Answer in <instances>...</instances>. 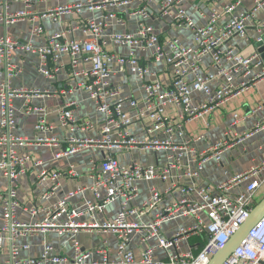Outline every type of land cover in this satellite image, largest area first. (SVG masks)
I'll return each mask as SVG.
<instances>
[{"label": "built area", "instance_id": "2783aa9c", "mask_svg": "<svg viewBox=\"0 0 264 264\" xmlns=\"http://www.w3.org/2000/svg\"><path fill=\"white\" fill-rule=\"evenodd\" d=\"M157 1L159 16L169 17L176 28L190 30L192 44H183L175 36L157 34L148 22L151 12L143 6L128 12L139 17L134 32L108 37L130 47L126 55H114L106 47L103 29L108 20L124 25L125 19L117 15V11H108L107 8H119L127 3L126 0H83L60 4L31 16V34L40 36L43 32L40 19L43 17L51 15L52 21H57L62 13L83 9L99 14L87 19L80 27L81 38H66L68 29L62 28L47 36L41 46L32 43L22 46L25 52L36 54L37 71L48 79L53 78L59 69L60 57L67 54L70 75L81 77L75 87L88 94L102 119L98 137H66L67 147L54 154L58 159L77 153L85 146L102 148L104 155L92 184L78 186L49 205L26 206L18 200L19 178L31 169L29 165L37 169L36 184L45 187L40 196L43 200L56 192L63 173L44 167L41 160L29 153L18 151L30 143L45 145L58 142L56 137L39 135L40 132L52 131V126L45 119L46 111L29 103L34 96L48 94V91L9 85L16 74L11 57L17 43L6 32H0V67L6 72V77L0 79V178L5 181L4 186L0 184V251L6 243L9 246V258L0 264H207L257 203V191L264 183V158L214 185L184 183L186 179L200 176L207 161L220 163L225 150L242 143L251 134L233 132L231 128L239 119L230 122V128L221 139L208 142L203 149L198 148L197 143L205 140V135L185 137L183 126L217 109L230 97L264 77V62L259 52L242 55L228 44L234 35L246 37V22L254 18L264 0H251L253 6L243 10L237 9L241 0H232L220 7L216 4L220 0H212L209 13H200L206 19L204 24H196L191 19L181 6L182 0ZM27 14L24 11L0 13V26ZM255 31L256 41H263L264 17L255 26ZM135 49L147 53L152 62L163 63L167 67L168 83L157 77V71L150 69L136 55ZM82 54L90 56L91 66L77 70V57ZM206 58L208 66L204 63ZM126 71L140 82L143 92L140 100L122 94L121 86L110 82L114 73ZM194 94L201 97L195 101ZM18 97L24 99L21 109L25 114L38 109L43 111L34 125L35 136L32 139L14 131L16 108L13 100ZM76 105L75 100H69L57 108L59 124L71 133L90 131L94 122L89 118H77L74 113ZM135 121L145 123L144 137H138L129 130ZM255 131H260L264 138V114ZM117 150L159 152L161 160L153 165L134 159L124 164L117 159ZM91 162L95 166V162ZM65 173L77 176L73 164H68ZM141 181H160L167 186L164 190L149 186L147 197L137 207L133 201L139 194L137 183ZM237 188H240L237 192H231ZM86 189L91 197L83 198L80 207L69 206V199ZM166 198H169L168 202ZM113 202L118 203L115 215L102 222L96 221L94 215L103 213ZM20 207L31 218L39 214L42 218L33 222L19 220L16 214ZM149 213L152 216L143 221ZM85 215L89 221L79 219ZM58 218L63 221L59 222ZM177 220L182 223L174 228L172 234L162 233L165 223ZM81 231L106 234L114 239V244L104 239L94 247L82 248L76 239ZM50 232L69 236L70 257L58 253L49 240L43 242L38 257H20V252L30 247L28 241L22 240ZM190 238H195L196 243L185 246ZM136 242L142 245L140 252L133 248ZM156 250H161L163 257L158 258ZM222 264H264V216Z\"/></svg>", "mask_w": 264, "mask_h": 264}, {"label": "crops", "instance_id": "0c3cea01", "mask_svg": "<svg viewBox=\"0 0 264 264\" xmlns=\"http://www.w3.org/2000/svg\"><path fill=\"white\" fill-rule=\"evenodd\" d=\"M83 0H0V13L6 12L8 14H15L16 12H28V14L22 18L15 19L12 23L1 24L0 32L7 33L12 40L17 43V46L12 51L11 61L15 66V76L10 79L9 85L11 87H34L40 90L48 91V94L34 96L30 99V105L36 108H43L46 111L45 119L52 126V131L40 132L39 135H47L56 137L58 142L48 143L45 145H38L35 143L27 144L20 147L18 151L20 153H29L34 158H37L43 162V166L50 170H60L62 175L59 177V187L56 192L46 200L40 198L41 193L45 187H41L36 184V168L29 167L25 174L19 178L18 200L21 205H49L54 203L66 192L77 188L78 186H89L92 184L94 177L99 172L100 160L104 155V150L97 146H85L79 152L63 156L55 159L54 154L67 147L66 137H85L94 136L98 137L101 129V116L95 111L93 103L90 101L88 94L81 88H76L75 84L81 79V77L73 78L70 75L71 66L70 58L67 54H63L59 59V69L55 72L53 78H45L37 71V57L36 54L25 52L23 44L32 43L35 46H41L45 43L46 37L50 34L61 30L62 28L68 29L66 31V38H81L82 32L80 27L85 24L86 20L99 15L97 11H90L83 9L80 12L70 11L59 15L57 21H52L51 15L40 19V25L43 28V32L40 36L31 34L30 19L32 15H38L46 12L47 9L56 7L60 4L77 3ZM125 5L119 8L108 7V11H117V15L125 19V24L121 25L116 20H108L106 27L103 29V33L107 40L106 47L114 55H126L130 50L127 45H121L114 41H111L108 37L116 33L134 32L137 29L139 21L138 16L129 15V11L146 6L150 12L151 17L148 22L153 27V30L161 36H175L180 39L183 44H192L191 31L186 28H176L172 25L169 17L159 16V3L157 0H126ZM232 0H220L216 2L218 7L224 3L231 2ZM212 0H182L181 6L186 10L187 14L196 24H204L206 19L200 15L209 13ZM220 5V6H219ZM253 6L251 0H241L238 6V10L250 9ZM175 7L172 8L174 10ZM264 17V5L256 12L254 18L249 19L246 22V37L242 38L238 35H234L228 40V44L237 52L242 55H249L253 52H258L256 47L255 26H257ZM225 18H223L224 20ZM77 30H71L72 28ZM264 38V31H263ZM136 55L141 57L148 65V67L154 71H157V77L163 82L168 83L169 74L167 67L163 63H154L149 59L147 53H143L139 49L134 50ZM264 62V61H263ZM205 65L208 66V59L204 60ZM91 66L90 56L88 54H82L77 57V63L75 69H89ZM112 66L116 67L115 62H112ZM257 71L259 69H256ZM6 77V72L3 67H0V79ZM154 78V76H149ZM112 85H119L122 88V94L133 97L140 100L143 97V92L140 87L139 80L128 71L124 73L116 72L110 77ZM194 100L197 101L201 95L194 94ZM69 100H75L77 105L75 107V116L77 118H89L94 122V126L87 132H75L71 133L59 124L57 116V108L64 102ZM23 98H15L13 100L16 108V127L15 133L24 136L28 139H32L35 136L34 125L38 118L42 115L43 111L34 110L31 114H25L22 109ZM264 114V77L258 79L255 83L248 87L240 94L230 97L225 103H223L217 109L206 113L198 118L186 122L183 126L184 136L193 137L199 134L205 135V140L197 143L198 148L203 149L207 146L208 142H214L221 139L225 132L230 128L229 124L234 119L239 120L236 126L231 128L233 132L242 134L244 132L251 133L246 137L242 143L236 144L233 147L225 150L221 155L220 163H216L213 160L206 162L201 175L195 179H186V184H196L202 186L205 184L214 185L222 182L230 176L246 169L252 163L264 158V138L260 131H255L257 123L260 121ZM147 123V121H145ZM144 125L145 123L135 121L129 130L131 133L138 137H144ZM117 159L124 164L130 163L131 160H138L143 164H157L161 160V153L159 152H143V151H115ZM95 162V166L92 162ZM68 164H73L77 170V176L71 177L65 173ZM93 166V167H92ZM1 186H4L5 181L0 178ZM154 185L160 190H164L167 183L154 181V182H138L139 194L133 201V205L139 207L141 202L148 195L149 186ZM240 188L234 189L231 192L235 193ZM264 195V183L257 191V198H261ZM91 193L88 189L83 192L75 194L69 199V206L80 207L83 198H90ZM169 198H166L168 202ZM118 210V203L113 202L109 204L103 213H96L94 219L98 222L108 220L112 218ZM19 220L26 222H33L40 220L42 214L31 218L20 207L16 214ZM152 216L149 213L143 217V221H146ZM79 219H90L88 216H81ZM59 222H62V218H58ZM182 223L181 220L170 221L162 226V233L165 235L172 234V231L176 226ZM76 239L82 248L89 249L98 245L102 240L108 239L114 244V239L106 234H91L81 231L76 235ZM49 240L57 248L58 253L64 256L72 255V248L69 244L68 235H58L54 232L49 234H38L33 238L24 239L22 241H28L30 244L29 250L20 252L22 259L38 257L41 254L43 242ZM195 238H190L185 246L193 245ZM20 241V242H22ZM135 251L140 252L142 245L137 243L133 244ZM155 255L158 258L163 257L161 250H156ZM9 258V246L5 244V248L0 251V262Z\"/></svg>", "mask_w": 264, "mask_h": 264}, {"label": "water", "instance_id": "95a60500", "mask_svg": "<svg viewBox=\"0 0 264 264\" xmlns=\"http://www.w3.org/2000/svg\"><path fill=\"white\" fill-rule=\"evenodd\" d=\"M257 51L264 61V40L256 42ZM264 216V195L257 201L247 218L234 231L226 243L213 254L207 264H222L232 251L245 239L249 230Z\"/></svg>", "mask_w": 264, "mask_h": 264}, {"label": "rangeland", "instance_id": "374dc122", "mask_svg": "<svg viewBox=\"0 0 264 264\" xmlns=\"http://www.w3.org/2000/svg\"><path fill=\"white\" fill-rule=\"evenodd\" d=\"M259 199H260V198H259ZM259 199H257V201H258Z\"/></svg>", "mask_w": 264, "mask_h": 264}]
</instances>
